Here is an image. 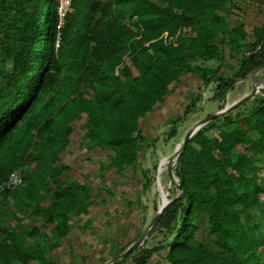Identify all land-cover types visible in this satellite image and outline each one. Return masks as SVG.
Here are the masks:
<instances>
[{
  "label": "trees",
  "instance_id": "16d2710c",
  "mask_svg": "<svg viewBox=\"0 0 264 264\" xmlns=\"http://www.w3.org/2000/svg\"><path fill=\"white\" fill-rule=\"evenodd\" d=\"M56 9L0 0V186L24 173L0 189V264H56L72 215L89 214L90 184L61 161L74 121L86 115L87 148L111 150L105 167L122 174L143 147L140 119L184 75L215 81L219 101L257 72L264 83V22L232 25L236 0H73L58 47ZM226 53L237 66L224 75ZM170 175L175 193L150 227L164 238L106 264H147L163 248L168 264H264V90L196 131ZM203 217L211 244L196 236Z\"/></svg>",
  "mask_w": 264,
  "mask_h": 264
},
{
  "label": "rangeland",
  "instance_id": "374dc122",
  "mask_svg": "<svg viewBox=\"0 0 264 264\" xmlns=\"http://www.w3.org/2000/svg\"><path fill=\"white\" fill-rule=\"evenodd\" d=\"M236 3L238 9L233 11L230 22L232 25L243 22L247 33L251 34L255 26L264 22V0H236ZM224 64L221 73L232 74L237 60L226 53ZM204 65L216 66L217 63L205 62ZM262 73L257 72L235 83L222 101L212 99L215 81L204 83L197 76L186 74L172 83L164 101L140 119V131L145 137L143 147L135 166L127 167L122 174L105 167L113 154L111 150L87 148L86 115L74 121L70 144L61 154V161L70 167L64 177L90 184L92 201L89 214L72 215L69 235L49 253L50 258L56 264H106L133 245L162 207V190L166 194L165 203L170 202L175 193L168 167L176 161L187 133L208 115L222 112L252 94L263 92ZM163 158L167 159V165L159 180L157 172ZM253 221L248 223L253 225ZM25 224L32 227L37 220L29 217ZM199 224L197 238L211 244L207 219L203 217ZM163 238L164 232L150 229L139 241L133 255L143 248L157 245ZM133 255L123 264H134ZM165 256L166 249L163 248L155 252L147 264H168Z\"/></svg>",
  "mask_w": 264,
  "mask_h": 264
},
{
  "label": "built area",
  "instance_id": "2783aa9c",
  "mask_svg": "<svg viewBox=\"0 0 264 264\" xmlns=\"http://www.w3.org/2000/svg\"><path fill=\"white\" fill-rule=\"evenodd\" d=\"M72 3L73 0H57V23H56V30H57V42L56 46H59V39H60V31L65 26L67 17L72 10ZM23 169L18 168L15 169L8 179L0 186V189L4 188H14L19 186L23 181Z\"/></svg>",
  "mask_w": 264,
  "mask_h": 264
},
{
  "label": "water",
  "instance_id": "95a60500",
  "mask_svg": "<svg viewBox=\"0 0 264 264\" xmlns=\"http://www.w3.org/2000/svg\"><path fill=\"white\" fill-rule=\"evenodd\" d=\"M253 95H254V94H252L250 97H252ZM247 99H249V97H248V98H245V100H247ZM230 107H232V106H230ZM230 107H226L222 112L226 111V110L229 109ZM222 112L212 114V115H210V116L204 118V119L201 120L200 122H198V124H197L192 130H190V131L187 133L186 137L184 138V140H183V142H182L181 147L179 148V150H178V152H177V154H176V158H177V156H178V154H179V151H180L181 149H183V145L187 142V140H188V139H189V138H190V137H191L196 131H198L203 125H205L209 120H211L212 118H214L215 116L219 115V114L222 113ZM175 160H176V159H175ZM168 168H169V173L171 174V164L169 165ZM168 203H169V202H168ZM168 203H165V204L162 205V207L160 208L158 214H157V215L153 218V220L150 222L148 228L144 231V233L142 234V236H141V237H140V238H139V239L133 244V246L129 247V248L127 249L126 252L120 254V255L118 256V258L123 257V256H126L130 251H132V250H134L136 247H138V245H139V241H140V240L142 239V237L148 232V230L150 229V227H151L153 224H155V222L158 220L160 214L162 213L163 209L166 207V205H167Z\"/></svg>",
  "mask_w": 264,
  "mask_h": 264
},
{
  "label": "bare ground",
  "instance_id": "6f19581e",
  "mask_svg": "<svg viewBox=\"0 0 264 264\" xmlns=\"http://www.w3.org/2000/svg\"><path fill=\"white\" fill-rule=\"evenodd\" d=\"M166 165H167V159L166 158H163L160 161V163H159L158 172H157L158 173L159 180H160V177L163 174V172H165ZM165 202H166V194L162 190V204H164Z\"/></svg>",
  "mask_w": 264,
  "mask_h": 264
},
{
  "label": "crops",
  "instance_id": "0c3cea01",
  "mask_svg": "<svg viewBox=\"0 0 264 264\" xmlns=\"http://www.w3.org/2000/svg\"><path fill=\"white\" fill-rule=\"evenodd\" d=\"M71 229H72V227H71Z\"/></svg>",
  "mask_w": 264,
  "mask_h": 264
}]
</instances>
